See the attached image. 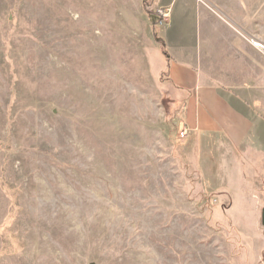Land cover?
I'll use <instances>...</instances> for the list:
<instances>
[{"label":"rangeland","instance_id":"rangeland-1","mask_svg":"<svg viewBox=\"0 0 264 264\" xmlns=\"http://www.w3.org/2000/svg\"><path fill=\"white\" fill-rule=\"evenodd\" d=\"M149 1L0 0V264H264V111L181 137Z\"/></svg>","mask_w":264,"mask_h":264},{"label":"crops","instance_id":"crops-1","mask_svg":"<svg viewBox=\"0 0 264 264\" xmlns=\"http://www.w3.org/2000/svg\"><path fill=\"white\" fill-rule=\"evenodd\" d=\"M228 2L157 0L167 14L159 36L164 60L158 63L167 67L168 82L185 92L182 128L240 143L264 111V16L248 12L247 0ZM174 10L180 22L170 37L166 19Z\"/></svg>","mask_w":264,"mask_h":264},{"label":"trees","instance_id":"trees-1","mask_svg":"<svg viewBox=\"0 0 264 264\" xmlns=\"http://www.w3.org/2000/svg\"><path fill=\"white\" fill-rule=\"evenodd\" d=\"M148 2H151V1H149V0H143V7H144V5L146 4H148ZM145 5V6H146ZM158 22H159V19H156L154 22H153V29H152V33H153V37H154V39L156 40V41H158V43H160L161 44V41H160V37H159V35H158ZM160 47H163V44H161L160 45Z\"/></svg>","mask_w":264,"mask_h":264},{"label":"built area","instance_id":"built-area-1","mask_svg":"<svg viewBox=\"0 0 264 264\" xmlns=\"http://www.w3.org/2000/svg\"><path fill=\"white\" fill-rule=\"evenodd\" d=\"M158 12H160V14L163 16V17H166V11L163 12L162 10H159ZM187 134V128L184 127L181 131H180V136L183 137Z\"/></svg>","mask_w":264,"mask_h":264},{"label":"water","instance_id":"water-1","mask_svg":"<svg viewBox=\"0 0 264 264\" xmlns=\"http://www.w3.org/2000/svg\"><path fill=\"white\" fill-rule=\"evenodd\" d=\"M262 223L264 224V211H263Z\"/></svg>","mask_w":264,"mask_h":264}]
</instances>
